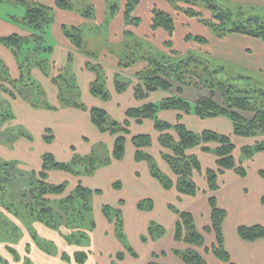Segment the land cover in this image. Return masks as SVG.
Listing matches in <instances>:
<instances>
[{
  "label": "crops",
  "instance_id": "1",
  "mask_svg": "<svg viewBox=\"0 0 264 264\" xmlns=\"http://www.w3.org/2000/svg\"><path fill=\"white\" fill-rule=\"evenodd\" d=\"M35 1H42L50 6H54V22L43 31V41L41 42L43 44V56H39L40 60H44L45 65L46 60L48 67L51 65V73H47L46 70L43 72V70L36 66L33 67L31 75L32 78L35 77L43 86L47 87L49 103L53 107L45 109L41 108V106L33 105L31 100H26L24 97L15 96L10 98L8 95H5L12 104L14 110L13 116L16 121L13 123L12 120L10 127L12 128L17 125L22 129L26 128L25 130L28 133L32 129L34 134L40 137L41 144L45 142V134L48 131V134L53 136V140L52 142H45L48 144L43 146L55 147L56 149L51 148V152L54 155V152H58V148L62 147L59 151L71 153L73 158L72 151L75 146L81 147V150L86 151L88 155L95 145L105 144V142L110 145L109 151L112 153L115 137L108 133L102 134L98 130L95 124L91 122L89 109L92 107L104 108L112 117L124 120L126 109L138 107L145 103V101L135 98L133 86L137 83V73L143 70L147 66V63L139 61L124 69L121 67L120 62L121 59H124L126 53L131 51L137 43L146 44V42H151L154 44L159 43L162 46V44L168 41V34L165 30L158 28L153 31L151 29L152 10L157 5L167 12L173 13V7L166 0H141L135 10V16L141 18L142 22L138 26H133L125 18L124 6L126 0H70L72 8L69 9L56 7V0ZM113 1H121L116 13L111 12L110 6ZM257 1L264 4V0ZM88 9L93 10L90 15L86 16L85 12ZM25 14L21 16L12 14L11 12H0V37L8 36V34L12 33L19 35L29 34L28 28L16 20L24 17ZM64 26L69 28L80 27L83 41L85 40L87 29H89L88 33L90 34L87 36L88 40H91V37L94 39L95 34L98 36V42L103 37L105 45L101 49L102 53L100 54L98 50H87L83 47L77 48L65 34L63 30ZM92 26H94L95 30L91 29ZM180 33L181 31L178 28L172 38L174 43L182 39L185 41L184 37L182 39L179 38ZM244 39L247 40L240 42L234 48L235 50L238 51L239 48H242L247 56H254L256 53L262 51L260 49L264 47L262 41L251 37H245ZM29 48H35V46L32 45ZM248 51L250 53H247ZM37 56L34 55L36 59ZM0 57L6 62L11 76L18 78L21 74L17 61L10 49L1 44ZM253 68L255 69V67ZM262 68L264 69V67ZM65 71H68V78H70L69 85L79 90V96L75 101L85 103L88 108H86L87 110L74 107L71 104H63L60 100V90L57 84L60 83V80L63 81V79H59L58 83H55L54 77L62 73L64 74ZM116 77L127 78L128 80H133V82L125 92L119 93L115 87ZM99 78L105 82L106 87L110 90L111 97L108 101L101 100L91 92V84ZM34 82L38 83L36 80ZM183 92L185 93V91ZM163 93L169 94L168 91L161 89L160 91L152 92L149 95L148 102L160 101V99L168 97L161 95ZM178 115L177 111H161L159 118L173 122L178 120ZM182 119L194 131H202L208 128L226 134L233 132L229 120L223 117L203 120L197 116H184ZM131 121V135L128 136L126 143V157L122 160L112 161L105 166H100L93 175H86L88 179L93 177L97 181L101 180V182H94L93 180L84 181L83 177L85 176H76L68 172V175H71V179L74 181L72 189L75 184L77 185L78 182H82L93 191H98L97 193L95 192L93 199H97L100 203L95 208L96 212L100 215V220L97 221L95 224L96 228L90 233L91 245L86 247H71L66 239H62V236L55 229L48 228L41 222H34L45 238L53 239L58 244L57 249L60 252L51 257L35 247L29 230L22 224L26 239L24 238L22 242H18L14 246L20 252L22 260L23 258L30 257L36 260V262L41 263L42 261L44 264H79L74 261V255L77 250H83L88 253L87 262L84 264H148L156 260L161 264H185L180 257L174 254V251L186 250L189 246L175 239L174 231L178 214L172 211L170 206L182 211H191L198 230L202 231L205 235V240L207 236L206 246L212 247V243L215 242V235L211 238L212 235L204 232V228L210 226L212 222V209L209 204L210 192L205 182L204 173H194V180L197 181V185L200 187L199 193L195 196L183 195L177 188L165 189L160 181L151 174V168L147 161H136V148L132 144L133 135L151 133L153 145L147 151L153 155L162 172L171 177V174H173L171 169L167 163V165L165 164L166 161L164 162L161 159L160 143H158L160 133L155 131L153 120L145 121L144 123ZM18 130L19 128L17 131H13L11 135L13 137L11 140V149H13L11 152H13V155L9 154L2 147L0 149L1 158L4 157V159H11L12 161L16 159L21 160L22 165L19 166L21 170H26V167H28L26 163L28 162H32L31 167H33L35 163L33 160H37L34 166L37 167L35 170L39 169L43 162L42 152H36L37 144L33 142V139H29L26 136L15 138L14 136L20 132ZM237 140L241 144H247V140L239 138ZM191 153L196 156L198 155L204 169L210 167L217 168L216 156L213 153L193 152V150ZM247 168L248 174L243 178L234 170L222 172L219 181L220 187L214 195L217 198L218 206L227 211L223 232L226 248L231 255L232 263L264 264V239H258L253 242L244 241L237 231V228L242 225L261 224L264 226V204L261 202L262 195L264 194V179L259 173L260 170H264V152L256 153L253 160L248 163ZM60 171L50 170L48 181L56 184L61 183L52 179V175L61 173ZM200 179L203 181H200ZM118 182L121 185L115 188L114 186ZM106 191H109L107 192V196ZM103 196H106V200L104 201H102ZM130 197H132L130 209L136 217L135 221L130 219V215L129 217L127 216L130 205L127 204L126 198L130 199ZM142 200L152 201L153 208L148 211H141L139 203ZM106 203L118 208V210L122 211V215L125 216L126 232L128 231L134 243V247H130L133 249L132 252L129 251L127 245H123L121 240L116 237L117 229L114 221L107 218L103 212L104 206L107 205ZM151 223L161 226L165 230V235L155 237V239L149 237L148 229ZM133 230H135V233ZM145 236L149 238L144 240ZM209 238L212 240L209 241ZM5 246V244L0 243V251L4 253L2 255L8 259L9 264H22V260L18 262L14 260L13 255L5 250ZM27 246L31 247L29 253L26 250ZM65 251L70 255V261L68 262L62 259V254ZM121 253H123V258L119 260L117 259V255ZM202 256H204L207 264H228L218 259L212 253H202Z\"/></svg>",
  "mask_w": 264,
  "mask_h": 264
},
{
  "label": "trees",
  "instance_id": "2",
  "mask_svg": "<svg viewBox=\"0 0 264 264\" xmlns=\"http://www.w3.org/2000/svg\"><path fill=\"white\" fill-rule=\"evenodd\" d=\"M17 1L25 7L26 14L24 17L16 20L26 26L31 35L12 33L8 34V36L0 37V44L10 49L13 57H15L17 61L18 69H20L21 74L18 78H13L6 62L0 57V133L2 132V121L4 120V123H6V121L11 118V116L5 112L6 110L3 106V103H6L7 101L9 102L5 95H8L10 98L21 96L26 100H31L32 95L36 92L32 89V85L35 82L33 81L29 83L25 80L26 76L28 78L32 77V68L35 65L33 64V66H30V68H32L27 74H25L24 70L21 69V64L24 62L21 60V55L24 54L26 60L36 59L34 55L37 56L38 54L37 58H39L40 53L43 52V44L41 43L43 41V31L46 27L53 24L55 18L53 7L42 1ZM140 1L141 0H126L125 2V18L127 22L133 26H138L142 22L141 18L135 16V10L137 9L138 4H140ZM166 1L173 7V13L169 11L167 12L156 5L152 10L153 18L151 29L155 31L158 28H161L166 31L168 34V41H166L164 45L166 48L171 49V54L160 59H156L151 55L138 56V51L143 48L145 43H137L131 51L126 53L124 59H121L120 62L122 65L121 67L124 69L139 61L147 63V66L137 73V83L133 86L135 98L140 101H145V103L138 107H129L126 109V117L124 120L112 117L104 108L92 107L89 109L91 122L95 124L102 134L108 133L115 137L113 144L114 147L111 153L112 157L109 156L107 161L110 163L112 161L122 160L126 157L127 138L131 135V120L137 121V123H144L145 121L153 120L155 131L160 133L159 143L166 150L162 151L161 154L171 166L174 177H177L176 184L174 185L172 178L162 172L153 155L147 151V148H150L153 145V136L151 133H139V135L132 136V144H134L136 148V160L147 161L151 168V174L154 178L160 181L165 189H172V187L175 186L183 195L195 196L199 193L200 187H198L194 180V173H204L209 187V204L212 209L211 225L205 227L204 232H215L216 236L214 245L208 248L205 247V250L212 252V254L216 255L221 261L233 264L231 255L226 248L223 232V225L227 217V211L218 206L217 198H215L212 193L217 191L220 187L218 185V178L219 174L222 172L226 170H234L241 177L247 175V168L244 165V160H242L243 155L240 161L236 162L235 142L232 140V136L254 138L261 135L264 138V87L262 89H251L241 88V86L239 87L235 82H229L226 84L219 78V73L224 71H210L209 64L206 63L204 66L205 68L200 72L201 75L199 72L195 71L187 73L188 71H192L190 70V63L196 61L192 59L193 57L188 61L185 60V58H181L177 60L179 61L177 64L174 63V60H171L173 59L171 55L178 53V51L175 50L176 48L173 49L174 41L172 39L178 29L175 13H182L189 19L197 18L202 25L209 29V34L211 36L217 37L220 40H225L228 36H244L257 39L263 43L264 14H250L247 16L244 12L234 13L231 8L220 5L216 0ZM4 2H6V0H0V5ZM55 6L62 9H69L72 8V3L70 0H56ZM110 7L111 12L115 13L119 9V3L113 2ZM92 10L93 9L86 10L85 15H90ZM204 11L210 12L211 17L207 18L203 13ZM63 30L77 48L83 47L80 27L69 28L64 26ZM184 39L189 42L194 40L198 44H204L209 41L204 34L201 35L194 33L186 34ZM32 45H34L35 48L28 49V47ZM137 48H139V50H136ZM38 60L39 59H37V61ZM43 62L44 60H40L37 64L38 66L42 65L43 71H45L46 68L43 65ZM197 62L200 63L198 60ZM187 75H192L193 77L196 76L199 81L205 78L204 83L208 82L211 84L210 86H206L210 91H218L222 94L224 105L221 106L216 103L214 93L211 94L212 96H200L195 102H191L186 97L181 96L182 90L179 91L178 94L162 98L160 101L148 102L149 95L152 92L160 91V89L164 91L171 90L173 86L172 81L179 83L182 86H192L187 79ZM11 78L13 80H11ZM61 78L67 83H70V78L64 77L63 73L56 75V77H54V82L58 83ZM14 82L18 84L14 85ZM132 82L133 80H128L127 78L122 79V77H116L115 87L119 93H122L125 92ZM68 86L69 88L67 87V90H63L60 83L57 86L60 90V100L62 103L86 109L87 107L85 103L75 101L79 96V90L73 88L71 85ZM11 88L12 90L10 91L9 89ZM17 88L20 89L17 90ZM90 89L92 94L99 97L101 100H110V90L100 78L91 84ZM27 91L28 94L26 93ZM32 103L37 106L34 102ZM47 107L50 108L53 106L48 103ZM238 110L247 111L252 114L254 113L253 118L249 119L244 117L238 112ZM161 111H177L179 113L177 117L178 120L172 122L159 118V113ZM184 116H197L201 119H206L207 117L217 118L218 116L227 117L232 121L234 128L233 133L226 134L213 129L195 132L183 122L182 118ZM3 117L4 119H2ZM18 131H20L17 133L18 137L26 136L29 139H32L25 129L19 127ZM174 134L177 135V138ZM11 135L8 136L10 140L13 139ZM52 140L53 136L47 135L45 138V142H52ZM213 143L215 145H213ZM198 146H201L205 152L209 151L215 154L217 163L216 169L210 167L205 170L198 155L196 156L190 153L193 148H197ZM242 151L245 156L248 155L247 157H252L256 153L264 151V139L255 142L254 145L243 147ZM42 159L43 162L41 167L37 170H31L33 172L28 178L24 177L26 172L19 171L16 168V162L0 161V169L5 167V172L0 173V186L2 187V189H0V195L4 188V195L10 202V208H6V210L12 214V208H15L16 215H12L19 216L18 218H21L20 215L22 214L19 209L24 210L23 215H26L27 213L31 214L36 221L57 231H60L62 227H66V230L69 229V232H62V235L67 243L81 244L86 238H88V236H90V233L96 228V226L95 222H93L91 225L93 226L92 230L86 231V229L84 230L81 228L85 222L86 215L83 216L82 221L77 220L76 222V218L74 217L75 205L76 203L79 204L80 202H84L85 211H91L93 195L98 191H93L84 185V183L78 182V184L72 189V192H70L64 199L58 200V198H52L51 195L58 197V195L63 194L68 188L67 184L63 182L56 184L48 181L49 172L50 170H63L77 176H81L83 173H86V175H93L100 167V165L97 164V158L91 157L89 154L82 156L75 154L71 164H67L61 161L58 162L54 154L48 152L42 155ZM78 168H83L84 170L80 172L78 171ZM259 173L264 179V170H260ZM120 185V182H118L114 187L118 188ZM56 202L61 206L60 209L53 205ZM261 202L264 204V194L262 195ZM146 204L148 209L153 208V203L149 200H142V202L139 203V208L143 209ZM170 208L178 214V220L174 231L175 239L189 246L186 250L174 251V254L177 257H180L185 264H207L204 256H202V253L199 251L201 246H205L204 233L198 230L193 213L191 211L175 209L173 206H170ZM62 209L65 211L63 212ZM114 211L115 212L113 213L110 204H107L103 208L106 217L114 221L117 229V236L126 240L127 238L123 232L122 213L120 210ZM65 217L67 218L64 220ZM28 230L35 238V230ZM237 231L241 239L244 241L253 242L258 239H264V226L261 224L242 225L237 228ZM88 233L89 235H87ZM148 235L152 239H155V237L165 235V230L158 224L151 223L148 229ZM19 236L20 234L16 238V241L18 242V238L20 239L21 237ZM149 237L145 236L144 240H147ZM34 240H37V237ZM0 243L6 245L5 249L13 255L15 261L18 262L19 260H22L20 252L16 250L13 243L1 238ZM29 247L30 246H27L26 248L28 253ZM129 251L132 252L133 249L129 247ZM69 256L70 255L65 251L62 254V259L69 260ZM87 256V252L83 250L77 251L74 255V261L79 264H84L87 262ZM122 258L123 253L117 255V259L121 260ZM23 260L28 263V257L23 258ZM23 260L22 264H26L23 263ZM0 264H9L8 259L1 253ZM148 264L161 263L156 260Z\"/></svg>",
  "mask_w": 264,
  "mask_h": 264
},
{
  "label": "rangeland",
  "instance_id": "3",
  "mask_svg": "<svg viewBox=\"0 0 264 264\" xmlns=\"http://www.w3.org/2000/svg\"><path fill=\"white\" fill-rule=\"evenodd\" d=\"M6 1L7 2H4L3 4L0 5V12H11L12 14L21 15V16L23 14H25V7L21 3H19V1H17V0H6ZM113 2H115V1H113ZM116 2H118L119 4L121 3V1H116ZM216 2L219 3L220 5L227 6V7L231 8L234 11V13L244 12L247 16L250 14H258V15L264 14V4L262 2H258L257 0H216ZM52 7H54V6H52ZM203 13L207 18L211 17L210 12L204 11ZM175 16L177 18V27L179 28V31H181L180 37H179L180 39H182L188 33H191V34L194 33V34H201V35L204 34L209 39V41L207 43H204V44H198L194 40H192L191 42L183 41V39L176 41V43L173 44V46H174L173 49L176 48L175 50L178 51L179 54L176 53L178 55H176V54L171 55L173 57V59H171V60H174L173 61L174 63L177 64L179 62L177 60L181 59V58H185V60L188 61L190 58L193 57L192 59H194L196 61H193L192 63H190V65H191L190 70H192V71H188L187 73H192L193 71L199 72V73L202 72L203 69L205 68L204 66L206 63V64H209L210 71H214V72H216L217 70L224 71L222 73L221 72L219 73V78L226 84H228L229 82H231V83L235 82V84L239 85V87L241 86V88H251V89L252 88L262 89L264 87V69L262 68V67H264V50H263L264 47H261L260 49L262 51L259 53H256V55L247 56L246 53L243 52L242 48L241 49L239 48L238 51L234 49L235 47H237V45L240 42H244L243 40H247V39H244L245 37L228 36V37H226L225 40L224 39L220 40L217 37L211 36L209 34V29L206 26L202 25L198 21L197 18L189 19L187 16L183 15L182 13H180V14L175 13ZM91 29L95 30L94 26H92ZM88 30L89 29L86 30L85 40L82 42L83 48H85L87 50H89V49L98 50L101 54L102 53L101 49L105 45V43L103 42V37L101 38L102 40L100 42H98L97 41L98 36L95 34L94 39L91 37V40L90 39L88 40L87 36L90 35L88 33L89 32ZM27 35L30 36L31 34L29 33ZM94 40L98 43H96ZM245 42H247V41H245ZM234 45H236V46H234ZM162 46L159 45V43H156V44L146 43V44H144V46L141 50H139V48H137L136 50H139L138 56L151 55L152 57H154L156 59H158V58L160 59L162 57H166L167 55L171 54V51H170L171 49L166 48V46L164 44H162ZM135 52H137V51H135ZM42 53L43 52L40 53L41 56H43ZM247 53H250V52L248 51ZM37 59H39L38 61H40V58H37ZM37 59L34 58L32 60H26V57L24 56V54L21 55V60L24 61L21 64V69L24 70L25 74H27V72L32 68V67L30 68V66H33V64L35 65L34 67L38 66ZM197 60L200 61V63H198ZM45 62H46V65L44 62H43V65L46 68L45 69L46 72L51 73V70H52L51 65H49V67H48L47 60ZM39 66H40V69L43 70L42 65H39ZM39 66H38V68H39ZM253 67H255V69ZM33 69L34 68H32V70ZM67 72L68 71H65L63 75H64V77L68 78L69 75ZM200 75H201V73H200ZM187 79L192 84V86H184V85L182 86L179 83L172 81L173 86H172L171 90L168 91L169 94L163 93L161 95L172 96V95L178 94L179 91L182 90L181 96L186 97L190 101L192 100L191 102H195L197 100V98L200 96H205V97L206 96H212L211 94L214 93V95H215L214 98H215L216 103L220 104L221 106L224 105V100H223L222 94H220L218 91L217 92L210 91L206 86H210L211 84L208 82L204 83L205 78H203V80L201 79L199 81L196 76L193 77L192 75L191 76L187 75ZM11 80H13V79L11 78ZM25 80L29 83H31L35 80L38 81V83H33V85H32V89L36 92L34 95H32L31 102H34L37 106H41V108L46 109L47 104L50 102L49 97H48L47 87L43 86L39 80L35 79V77L28 78L26 76ZM17 84L18 83L14 82V85H17ZM60 85H61L63 90H67V87L69 88V86H68L69 83H67L64 80L63 81L60 80ZM19 89L17 88V90H19ZM9 90L11 91L12 88ZM70 91H73V90H70ZM183 91H185V93ZM26 93L28 94V91ZM29 96H30V94H29ZM3 104H4L3 106L6 110L5 112H7L9 114V116H11V118H9V120H7L6 123H4V120L3 121L1 120L3 122V125L1 126L2 132L0 133V149H2V147H3L4 150H6L9 154L13 155V152H11L13 150V149H11L12 141L8 138V136L11 135V133L13 134V131H17L19 126L15 125L12 128L10 127V124H12V120H13V123L16 122L14 119L15 117L13 116L14 110H13L12 104L10 102L7 101L6 103H3ZM238 112L246 118H249V119L253 118L254 113L252 114L250 112L243 111V110H241V111L238 110ZM218 117H223V118H226L227 120H229V122L233 128V124H232L231 119H228L227 117H224V116H218ZM0 119H1V117H0ZM2 119H4V117ZM206 119H203V120H206ZM213 119H215V118H213ZM26 132L33 139V142L37 144L36 145V152H38V153L42 152V155H43L45 153L51 152L52 151L51 148L56 149L53 146H48V147L43 146L46 143L42 142L43 144H41L40 137L35 135L34 132L32 131V129L29 130V133L27 130H26ZM47 135L50 136L48 133L45 134V136H47ZM174 135L177 138V135L176 134H174ZM14 137L17 138L18 135H15ZM18 138H20V137H18ZM238 138L247 140V144L246 143L241 144L239 142V140H237ZM262 139H264V138L261 135L254 137V138L253 137H238V136L233 135L232 140H234V142H235L236 162H239L240 159L242 158V155H243L242 160H244L243 161L244 165L247 168L248 163L253 160L254 156H252V157H247L248 155L245 156L243 151H242L243 147L254 145L255 142L262 141ZM213 145H215V144L213 143ZM159 147H160L161 152L165 150L163 148V146H161V144L159 145ZM61 149H62V147H59L58 152H54L55 158L58 160V162L61 161V162L67 163V164H71V162L73 160L71 153H64L63 151H59ZM147 149L149 150L150 148H147ZM109 150H110V145L105 142V144L95 145L93 150L88 154L91 155V157L97 158V164L98 165L105 166L106 164H110L109 162H107L108 158L110 156V153H111ZM195 151L196 152L197 151L205 152L201 148V146H198L197 148H193V152H195ZM72 152H73V156H75L74 154H77L79 156L87 155L86 154L87 152L81 150V147H79V146H75V148H73ZM161 152H160V154H161ZM208 152H205V153H208ZM261 152H264V151H261ZM190 153H191V151H190ZM210 153H213V152H210ZM161 156H160L161 159L164 160V162H165L166 160L164 159L162 154H161ZM135 159H136V155H135ZM0 161L1 162H5V161L10 162L11 161L13 163H15L17 161L15 164L16 168L19 171L26 172L25 176H24L26 178H28L32 174L33 171H31V170H35L37 168L34 166L35 163H37V160H33V162H35L33 167H31L32 162L26 163L28 166V167H26V170L20 169L19 166L22 165L21 160L16 159V160L12 161L11 159H4V157L1 158V156H0ZM8 162H6V163H8ZM166 163L167 162H165V164ZM168 166L171 169V166L169 164H168ZM4 168L5 167L0 169V173L5 172ZM31 168H33V169H31ZM83 170H84L83 168H80V169L78 168V171H80V172ZM171 171H172V169H171ZM230 171H232V170H230ZM247 171H248V168H247ZM60 172L61 173L53 174L54 176L52 175V179H53V181H58L61 183L63 182L65 184H67L68 189H66V191L63 192V194L58 195V197L51 195L52 198H58V200H61V199H64L65 197H67L69 195V193L72 192V187L74 185V181H72L73 179H71L72 177H71V175H68L67 171L61 170ZM172 173H173V171H172ZM246 174H248V173H246ZM172 175L173 174H171V177H172L173 183L175 185L177 177H174V175L173 176ZM83 176H85V177H83ZM220 176H221V174H219L218 185H219V181L221 179ZM82 177H83L84 181H89V180H93L94 182L97 181V180H95L96 178L94 179L93 177H90V179L86 178V173H83ZM197 178H198V176H197ZM203 180H204V178H203ZM203 180L200 179V181H203ZM97 182H101V180H98ZM195 182L197 183L196 180H195ZM205 182L207 183L206 177H205ZM75 186H76V184H75ZM207 186H208V183H207ZM172 188H176V187L173 186ZM0 189H2L1 186H0ZM107 192H109V191H106V196H107ZM215 192L212 194L214 195ZM4 194H5V192H4V188H3V191L0 195V238L4 239L5 241H9L10 243H13L15 246V244L18 243V241H16V238L20 234L21 237L19 236L20 239L18 238V240H19V242H22V240L24 238L26 239V237L24 236V233H25L24 229L22 228V224H23V226L26 229L35 230V232H36L35 238L37 237V240H34L35 238H34V236H32L33 234L31 235V239L33 240V244H35V247L38 250L45 252L47 255H50L51 257L55 254H58L60 251L57 249L58 244L56 243V241L53 239L45 238L43 236L41 230H39V228H37V226H35V224H34V222H38V221H36L35 218L31 216V214L27 213L26 215H23L24 210L19 209L22 214L20 215L21 218H18L19 216L18 217L13 216V215H16L15 208H12V214L13 215L6 210V208H10V202L5 197ZM106 196H103L102 201L106 200ZM189 196H191V195H189ZM108 199H109V197H108ZM126 202H127V204L130 205L129 206V212H127L128 213L127 216L129 217V215H130V219L132 221H135L136 217L134 216V213L130 209L131 203H132V197H130V199L126 198ZM83 203L84 202H80L79 204L76 203V205H75L76 208L74 209V217L76 218V222H77V220L82 221L83 216L86 215L85 222L83 223L81 228H83L84 230L86 229V231H89V230L93 229V226H91L92 223L95 222V224H96L97 221L100 220V218H99L100 215L98 214V212H96V209H95L100 203L98 202L97 199L94 200L92 198V201H91L92 209H91V211H85V209H84L85 203L84 204ZM58 204L59 203L56 202L53 205H55V207L60 209L61 206ZM82 209H84V210H82ZM112 209H113V213L115 212L114 210L118 211V208H116L115 206H112ZM140 210L141 211L142 210L148 211L150 209H148V206L146 204L144 206V208L140 209ZM62 211H63V209H62ZM60 213H61V211H60ZM66 218L67 217H65L64 220ZM122 219H123L122 220L123 221L122 222L123 232H124L127 239L123 240V239L119 238V236H117V235H116V237H118V239L121 240V243L123 245H127L128 247H132V246L134 247V243L132 241L130 234L128 233V231L126 232V226L127 225L124 222L125 216L122 215ZM68 230H66V227H62V229H60V231H57V230L56 231L61 236L63 234L62 232H69ZM135 230H136V228H135ZM135 230H133L134 233H135ZM87 235H89V233ZM209 235H212L211 238H213V236L215 235V232H212V233L210 232ZM63 238H64V236L62 237V239ZM204 238H205V235H204ZM211 238H209V241L212 240ZM215 240H216V236H215ZM206 241H207V236H206L205 242ZM68 244L71 247H75V246L86 247V246L91 245V238H89V236H88V238H86L81 244H70V243H68ZM206 245L207 244L205 243V246H201V248L199 249L200 253L202 252L204 254H211L212 252L205 250V247L208 248ZM213 245H214V243H212V246ZM30 248L31 247H29V249ZM77 251H80V250H77ZM0 253L4 254L1 251H0ZM207 257H209V256H207ZM27 261H28V263H26L23 260V263H26V264H44V263H42V261H41V263L36 262V260L31 259L30 257L28 258ZM66 261L68 262L70 260H66Z\"/></svg>",
  "mask_w": 264,
  "mask_h": 264
}]
</instances>
